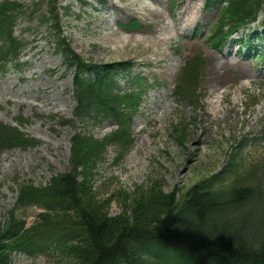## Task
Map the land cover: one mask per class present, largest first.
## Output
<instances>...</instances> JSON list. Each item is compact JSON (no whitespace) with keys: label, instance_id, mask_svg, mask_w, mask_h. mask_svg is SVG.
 <instances>
[{"label":"rangeland","instance_id":"rangeland-1","mask_svg":"<svg viewBox=\"0 0 264 264\" xmlns=\"http://www.w3.org/2000/svg\"><path fill=\"white\" fill-rule=\"evenodd\" d=\"M8 1L36 10L34 3L42 0ZM57 6L59 29L73 52L87 62H130L131 77L146 89L132 119L131 148L120 155L116 145L108 146L91 180L99 197L112 198L110 215L129 203L123 194L134 195L155 180L178 195L210 176L227 185L234 177L228 170L232 161L240 174L254 167L249 182L264 190V61L242 51L237 40L246 31H238L223 51L212 48L206 36L217 12L203 9V0H58ZM44 11L45 5L17 18L14 35L26 47L21 64L0 79V122L39 141L0 155V225L15 206L20 184L43 186L68 170L75 133L102 140L115 129L108 122L63 124L75 105L72 70L57 52L50 27L39 21ZM263 20L264 0L250 28L260 31ZM260 42L252 41L253 46ZM198 54L205 73L197 98L182 100L173 94L174 83L183 61ZM119 83L127 87L126 78ZM211 83H219V90L213 92ZM39 212L34 206L16 210L28 224ZM12 264L75 263L54 252L16 253Z\"/></svg>","mask_w":264,"mask_h":264},{"label":"trees","instance_id":"trees-1","mask_svg":"<svg viewBox=\"0 0 264 264\" xmlns=\"http://www.w3.org/2000/svg\"><path fill=\"white\" fill-rule=\"evenodd\" d=\"M57 1L42 0L33 6L36 10L46 6L39 21L50 27L57 52L72 70L75 105L72 118L63 124L107 121L116 128L102 140L75 133L66 172L43 186L31 182L18 186L15 206L0 225V264H12L16 253L54 252L75 264H264V190L249 182L254 167L240 174L232 161L228 170L234 177L229 184H219L220 177L210 176L180 195L165 192L155 180L134 195L123 194L129 203L120 214L110 215L112 198L99 197L91 180L108 146L116 145L120 155L131 148L132 119L146 89L137 76L131 77L130 62H87L73 52L58 26ZM204 4L207 9L219 8L207 39L220 49L225 37L256 20L262 2L204 0ZM36 10L15 1L0 3V79L12 65L21 64L26 47L14 35L17 18ZM242 45L248 46L247 38ZM260 53L264 57V48ZM204 72L201 55L184 61L174 95L182 100L197 98ZM124 78L127 87L122 88L119 81ZM38 145L17 127L0 122V155ZM29 206L40 209L31 224L16 213Z\"/></svg>","mask_w":264,"mask_h":264},{"label":"bare ground","instance_id":"bare-ground-1","mask_svg":"<svg viewBox=\"0 0 264 264\" xmlns=\"http://www.w3.org/2000/svg\"><path fill=\"white\" fill-rule=\"evenodd\" d=\"M148 10V9H147ZM159 41V40H158ZM160 41H163V39L161 38L160 39ZM157 43H159V42H157ZM218 67V66H217ZM218 82H220V78L218 79ZM211 87H212V89H213V92H215V91H218L219 90V83H211Z\"/></svg>","mask_w":264,"mask_h":264}]
</instances>
